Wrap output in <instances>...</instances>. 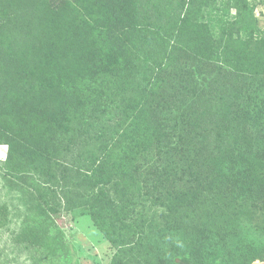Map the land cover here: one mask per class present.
Returning a JSON list of instances; mask_svg holds the SVG:
<instances>
[{"label":"trees","instance_id":"16d2710c","mask_svg":"<svg viewBox=\"0 0 264 264\" xmlns=\"http://www.w3.org/2000/svg\"><path fill=\"white\" fill-rule=\"evenodd\" d=\"M0 145L45 218L58 193L91 216L116 249L109 264L264 261L254 7L0 0Z\"/></svg>","mask_w":264,"mask_h":264},{"label":"rangeland","instance_id":"374dc122","mask_svg":"<svg viewBox=\"0 0 264 264\" xmlns=\"http://www.w3.org/2000/svg\"><path fill=\"white\" fill-rule=\"evenodd\" d=\"M220 1L211 3L214 6ZM250 3L258 25L264 29V0ZM6 153L7 147L0 145V164ZM61 160L69 161V157L65 155ZM56 200L58 210L52 219L45 218L38 209L41 201L38 192L6 176L0 167V264H109L116 249L91 216L82 208H71L62 193H58ZM137 208L143 210L142 205ZM147 208L149 213L162 209L149 202ZM50 227L52 233L57 232L58 239L48 232ZM253 264L264 261L256 260Z\"/></svg>","mask_w":264,"mask_h":264}]
</instances>
